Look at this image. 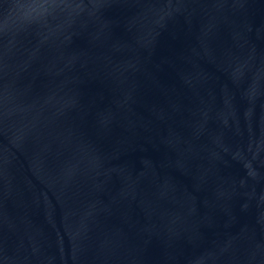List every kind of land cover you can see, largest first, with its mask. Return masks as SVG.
<instances>
[{
	"label": "water",
	"instance_id": "95a60500",
	"mask_svg": "<svg viewBox=\"0 0 264 264\" xmlns=\"http://www.w3.org/2000/svg\"><path fill=\"white\" fill-rule=\"evenodd\" d=\"M0 264H264V0H0Z\"/></svg>",
	"mask_w": 264,
	"mask_h": 264
}]
</instances>
